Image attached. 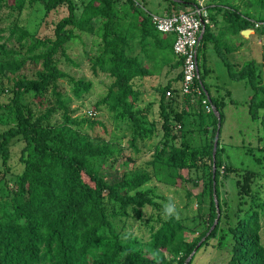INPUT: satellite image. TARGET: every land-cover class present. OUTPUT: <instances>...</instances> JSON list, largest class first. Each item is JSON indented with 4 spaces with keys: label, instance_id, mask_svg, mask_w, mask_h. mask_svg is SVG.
Segmentation results:
<instances>
[{
    "label": "trees",
    "instance_id": "16d2710c",
    "mask_svg": "<svg viewBox=\"0 0 264 264\" xmlns=\"http://www.w3.org/2000/svg\"><path fill=\"white\" fill-rule=\"evenodd\" d=\"M166 1L164 14L189 12L198 7L187 0ZM219 1L204 7L213 28L218 19L223 26L215 34L206 25L199 41L197 66L203 92L195 108L180 92L183 59L173 53V37L159 33L151 21V16L157 14L145 11L135 0H87L78 15L72 0H0V24L5 6L16 13L6 42L0 43V85L5 87L0 93L9 94L6 103L0 102V125L4 127L0 132L3 180L10 172L7 166L10 143L15 139L23 142L19 157L21 172L10 179V184L8 180L3 186L0 184V264H185L203 238L196 252L217 236L221 222L219 180L221 176L227 178L232 170L219 159L218 140L213 177L211 155L218 122L214 111L207 113L201 101L208 98L219 114L220 125L225 101L223 97L211 96L205 82L210 71L205 56L209 43L230 80L244 82L252 91L246 102L251 120L260 119L264 123V77L254 61L237 68L227 57L232 47L223 42L225 33L235 36L254 29V23L264 25V16L253 19L248 11L233 6V0ZM251 3L263 6L264 0ZM33 5L41 6L44 19L57 8L66 7L67 16L55 23L52 39L36 37L42 23L37 30L29 31L21 21L24 9ZM82 34L95 37L97 44L96 52L89 57L88 70L95 79L102 75L109 80L106 93L93 109L97 111L104 106L115 119L131 122L130 146L135 151L139 140L150 139L153 134L145 123L144 109L150 104L136 108L140 97H145L142 80L163 66L179 70L173 80L155 86L152 91L159 95L162 143L151 164L155 171L163 167L170 169L173 183L180 182L181 186L187 183L183 172L203 168L207 158V226L194 240L183 237L181 220H166L161 214L146 243L124 233L125 227L116 225L118 221L125 226L131 215L140 218L143 209H159L161 197L154 189L145 188L154 176L146 170L129 169L122 172L119 180L112 179L113 163L118 161L121 150L104 143L94 144L80 133L84 123L90 128L99 126L105 132L102 122L72 117L58 82L70 81L76 98L81 92L88 93L93 82L83 78L75 80L59 67L58 58L77 68L79 64L67 53V46L80 40ZM12 41L17 43V51L14 46H7ZM135 47H138L137 53H133ZM27 62L41 67L34 78L20 75ZM168 91L171 97L166 96ZM222 91L228 96L227 90ZM57 113L60 122L52 124L51 119ZM198 133L209 135L201 153L188 140ZM247 176L253 174L242 173L243 182L235 183L240 198L250 192ZM256 209L259 210L238 217L229 227L232 246L226 264H264L261 222L264 203ZM142 244H146L147 251H140ZM166 255L171 258L167 260Z\"/></svg>",
    "mask_w": 264,
    "mask_h": 264
},
{
    "label": "rangeland",
    "instance_id": "374dc122",
    "mask_svg": "<svg viewBox=\"0 0 264 264\" xmlns=\"http://www.w3.org/2000/svg\"><path fill=\"white\" fill-rule=\"evenodd\" d=\"M87 0H72L75 4V12L78 15L82 8V3ZM151 14L162 15L167 6L166 0H135ZM191 3L201 4L203 7L211 4H217L219 0H187ZM252 0H233L231 4L237 6L240 11H248L253 19L264 16L263 6L251 3ZM188 9V8H187ZM185 9V10H187ZM15 12L5 6L1 11L0 28V43L6 42L8 37V30L12 22L16 19ZM44 10L39 5L25 8L20 19L26 25L29 31L37 30V36L40 39L53 38V29L55 23L61 18L67 16V9L61 6L48 14L44 19ZM77 32V31H76ZM255 35L251 38L243 40L245 50L240 56H236L239 67H242L248 62L254 61L256 68L260 71V75L264 77V28L254 30ZM251 34V31L246 35ZM80 40H75L67 47V53L79 64L78 67H71L62 57L58 58L59 67L65 72L69 73L75 80L85 79L93 82V87L88 93L81 92L79 98L72 94V84L70 81L64 79L58 82L59 89L65 98V102L72 111V117L79 119L98 120L105 126V132L101 127L96 126L90 128L88 124L84 123L80 127V133L86 135L94 144H108L111 148L121 150L118 161L113 163L112 179L115 181L121 178L122 172L126 170L142 171L146 170L151 175V181L145 188H152L156 194L161 197L158 200L159 209L146 208L141 210V216L138 218L135 215L123 223L116 221V225L125 227L124 233H128L133 237H137L143 243L148 241L149 236L156 225L158 214H162V204L167 203L169 197L175 202L177 210L180 214V219L183 224L184 235L187 241L194 240L207 226L206 219L208 217L209 209V163L205 158V166L199 170L184 171L182 176L187 179V183L180 186V182L176 185L173 183V178L169 176L170 169L163 167L155 171L151 164L156 150L161 148L162 131L160 128L161 120L159 117L158 103L159 95L152 91L165 83L153 80L147 82L145 87V97H140V102L136 108H145L150 104L148 109H144L146 127L153 131L152 137L144 141L139 140L135 144L136 151L131 148L130 141L133 131L132 123L126 120L115 119L104 106H101L97 111L93 109L94 104L99 101L106 93V88L109 80L102 76L95 79L88 70L89 57L96 52L97 44L95 37L82 34L79 35ZM95 39V40H94ZM260 39L262 44H259ZM93 41L95 44H93ZM8 47H15L17 51V43L8 42ZM138 47L133 49V53H137ZM213 52V51H212ZM206 55L207 66L213 70L211 76L205 77L206 81H212L221 86L220 91L224 90L222 87L230 92V100L232 103H226L222 109L224 116L220 125L219 159L223 166L230 168L232 171L227 174V178L220 177L219 198L221 205V222L219 231L214 239H211L207 245L200 248L191 262V264H226L230 257L232 246V238L229 233V227L234 225L238 217L246 215L264 203V123L261 120L252 121L248 111L246 102L251 96L252 91L241 81H232L228 77L227 70L220 60H212V53L208 51ZM201 59V58H200ZM201 63V62H200ZM41 69L40 65L27 62L22 68L20 75L27 78H34L37 70ZM154 75V74H153ZM155 76V75H154ZM262 77V78H263ZM157 86V87H155ZM5 88L0 85V91ZM9 99V94L1 95L0 102L6 103ZM48 99V98H47ZM140 106V107H139ZM36 111V109H34ZM95 112V115H91ZM52 124L60 122V115L57 113L51 119ZM4 129L0 125V132ZM209 135L202 133L195 134L192 138H188L191 145L198 149L201 153V148L207 143L205 138ZM179 143V142H178ZM177 143V144H178ZM23 147V142L19 139L13 140L9 145V160L7 166L10 172L5 174L6 177L2 179V173L5 167L1 165L0 160V184L4 185L5 180L10 184V179L21 172L22 164L19 162L20 151ZM124 163L123 166L117 164ZM222 173V167H220ZM110 171V170H109ZM250 172L253 176L246 177L247 188H250L248 196L240 198L237 194L235 183L237 181L243 182L242 173ZM189 193V197L188 194ZM202 213V216L199 213ZM220 213H217L219 218ZM261 222L263 225L262 239L264 241V213L261 215ZM153 224V225H152ZM152 225V226H151ZM140 251H147L146 244L139 247ZM170 255H166L169 260Z\"/></svg>",
    "mask_w": 264,
    "mask_h": 264
},
{
    "label": "built area",
    "instance_id": "2783aa9c",
    "mask_svg": "<svg viewBox=\"0 0 264 264\" xmlns=\"http://www.w3.org/2000/svg\"><path fill=\"white\" fill-rule=\"evenodd\" d=\"M151 21L159 33L174 37L173 53L183 59L180 92L189 99L190 105L195 106L197 98L202 96L197 66L198 44L205 26L213 28L205 8L199 4L189 12L183 11L162 16L152 15ZM166 96L171 97L172 93L168 91ZM201 105L207 113L211 111L206 99L201 101Z\"/></svg>",
    "mask_w": 264,
    "mask_h": 264
},
{
    "label": "crops",
    "instance_id": "0c3cea01",
    "mask_svg": "<svg viewBox=\"0 0 264 264\" xmlns=\"http://www.w3.org/2000/svg\"><path fill=\"white\" fill-rule=\"evenodd\" d=\"M164 13H165V11H164ZM221 26H223V24L221 25V21H219V19H218L216 27L213 28L212 31L215 34H217V33L219 34V32H220L219 31L220 30L219 27H221ZM252 32H253V34L252 33L249 34L248 38H251L253 35H255V32L253 30H252ZM246 39L247 38L242 36L241 32H240L239 35H235V36L227 34V33H225L223 35V42L232 47L231 51L227 54V57H228V59L230 61H232V63L237 68H240V67L238 65V60L236 59V56H240L241 53L244 52L245 47L243 46L242 43H243V40L245 41ZM171 40H172V38H171ZM259 44H262L261 39H260ZM208 51H211L212 57H213L210 62H214L215 60L218 59L216 57V55L214 54V52H212V45L210 43L207 45L205 54H207ZM170 63H172V60L170 61ZM178 71L179 70H170V66L169 65L168 66H163L161 69H159V68L155 69L154 72L151 74V76H149L148 78L143 79L144 81L142 80V82H143L145 87L147 86V84H146L147 82H152L153 80H157V79L158 80L156 82H158V83H161L163 80L166 83L169 80H173L176 77ZM258 71H260V70H258ZM212 73H213V70L210 68L209 74L207 76H211ZM205 82L209 86L211 96H213V97H216V96L223 97L224 101H225V104L231 99L230 98V92L232 93V91L229 92V90H227L226 88L222 87L223 89H225V90H227L229 92L228 96H225L224 91H220V93H219V91L217 90V89L221 88V86L217 85L216 83H214L212 81H209V80L206 81V79H205ZM165 83H161V84H165Z\"/></svg>",
    "mask_w": 264,
    "mask_h": 264
},
{
    "label": "clouds",
    "instance_id": "9594fccd",
    "mask_svg": "<svg viewBox=\"0 0 264 264\" xmlns=\"http://www.w3.org/2000/svg\"><path fill=\"white\" fill-rule=\"evenodd\" d=\"M256 25H258L257 27H256ZM262 26H264L263 24H261V23H254V25H253V28L254 29H248L249 31H251V33L253 34V32H252V30L254 31V30H258L259 28H261ZM212 30H213V28H212ZM244 31H246V30H244ZM242 32V31H241ZM162 34V33H161ZM203 34V33H202ZM163 35H165V34H163ZM168 36H172V35H168ZM202 36V35H201ZM243 36V35H242ZM249 36V35H248ZM248 36L247 37H245V38H247L248 39ZM173 37V36H172ZM200 39H201V37H200ZM173 42H174V37H173ZM172 47H173V45H172ZM202 92H203V87H202ZM206 99V101H207V103L210 105V107H211V110L212 111H214V114H215V110H214V108L212 107V105L209 103V100H208V98H205ZM227 103H232V101H228ZM190 105V104H189ZM190 106H192V105H190ZM192 107H195V106H192ZM195 108H197V107H195ZM91 115H93V114H91ZM179 127V128H178ZM177 128L178 129H180V126H177ZM162 214H163V217L167 220V219H172V218H175V219H177V220H179L180 219V214H179V212H178V210H177V207H176V204H175V202H173L172 201V199H171V197H169V200H168V202L167 203H163L162 204Z\"/></svg>",
    "mask_w": 264,
    "mask_h": 264
},
{
    "label": "water",
    "instance_id": "95a60500",
    "mask_svg": "<svg viewBox=\"0 0 264 264\" xmlns=\"http://www.w3.org/2000/svg\"><path fill=\"white\" fill-rule=\"evenodd\" d=\"M248 32H249V30L242 31L241 34L244 37H247L248 35H246V33H248ZM215 115L217 117V122L218 123H217V129H216V134H215V137H214L213 148H212V155H211V158H212L213 177H214V170H215V155H216V150H217V145H218V140H219V130H220V117H219V114H218L217 111H215ZM215 202H216V200H215ZM217 208H218V205H217V202H216V209ZM217 213H219V212L217 211ZM216 223H217V221L214 222V225ZM213 227H212V229H213ZM203 240H204V238L201 240V242ZM201 242L194 248V250L192 251V253L190 254V256L187 258L185 264H188V262L192 259L193 255L196 253V250L199 248Z\"/></svg>",
    "mask_w": 264,
    "mask_h": 264
}]
</instances>
